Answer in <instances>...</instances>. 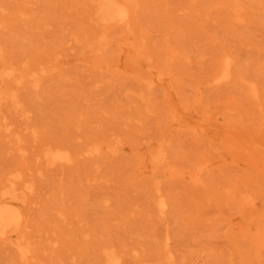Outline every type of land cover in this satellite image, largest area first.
Returning <instances> with one entry per match:
<instances>
[{"label":"rangeland","instance_id":"obj_1","mask_svg":"<svg viewBox=\"0 0 264 264\" xmlns=\"http://www.w3.org/2000/svg\"><path fill=\"white\" fill-rule=\"evenodd\" d=\"M123 1L131 19L104 26L92 0H0V68L19 65L18 108L0 105V190L19 175L12 237L30 246L22 258L1 241L0 264H107L109 250L121 264H264L244 230L264 241V0ZM131 52L150 56L141 74ZM220 53L232 77L210 86ZM51 145L72 161L46 167ZM149 145L166 156L153 171Z\"/></svg>","mask_w":264,"mask_h":264},{"label":"bare ground","instance_id":"obj_2","mask_svg":"<svg viewBox=\"0 0 264 264\" xmlns=\"http://www.w3.org/2000/svg\"><path fill=\"white\" fill-rule=\"evenodd\" d=\"M132 1V0H131ZM34 2V1H33ZM236 2V1H235ZM24 3V2H23ZM26 3V2H25ZM127 3V2H126ZM123 0H92V6L94 7V14H95V17L99 20V23L100 24H103L104 26L105 25H112V24H116L117 25V23H119V24H121V23H125V22H127V20H128V18H130V16H129V8H128V6H127V4H126ZM233 3V2H232ZM131 4V3H130ZM239 4V3H238ZM24 6V5H23ZM237 6H239V5H236V7ZM241 6V5H240ZM27 7V6H26ZM25 7V8H26ZM233 7H235V6H233ZM32 8V7H31ZM238 8V7H237ZM33 9V8H32ZM235 9V8H234ZM25 10V9H24ZM92 10H93V8H92ZM236 10V9H235ZM238 10H239V8H238ZM243 11V10H242ZM242 11H239V12H241V13H243ZM22 12V11H21ZM20 12V13H21ZM26 12V11H25ZM233 12H234V10H233ZM232 12V13H233ZM23 13V12H22ZM131 13V12H130ZM236 13H237V10H236ZM240 13V14H241ZM28 14V13H27ZM26 14V15H27ZM92 14H93V11H92ZM93 14V15H94ZM23 14H21V16H22ZM25 15V14H24ZM244 15V14H243ZM232 16V15H231ZM241 16V15H240ZM24 17V16H23ZM245 17V16H244ZM94 18V17H93ZM233 18V17H232ZM96 19V20H97ZM131 19V18H130ZM242 19V18H241ZM129 21V20H128ZM244 21V20H243ZM1 22V21H0ZM240 22V21H239ZM242 22V21H241ZM130 23L131 22H129V25H130ZM97 24V23H96ZM118 24V25H119ZM6 25V24H5ZM96 27H98V25L96 26ZM103 28V27H102ZM111 28V27H110ZM105 30V29H104ZM108 30V29H107ZM103 31V30H102ZM1 33V32H0ZM98 34V33H97ZM108 34V33H107ZM95 36H97V35H95ZM128 38V37H127ZM95 39V38H94ZM99 39L101 40L99 43H97V48H99V47H101V45L102 44H104V41H102V40H104L105 39V37H99ZM91 42V41H90ZM96 42V41H95ZM121 42V41H120ZM123 42V41H122ZM126 43V42H125ZM106 44H109L108 42L106 43ZM115 44H117V43H115ZM124 44V43H123ZM108 46V45H107ZM124 46H126V45H124ZM121 47V46H120ZM134 47H135V45H134ZM139 47V46H138ZM136 48V47H135ZM140 50V49H139ZM143 50V49H142ZM145 50V49H144ZM3 52V51H2ZM98 52V51H97ZM102 52V51H101ZM145 53V52H144ZM221 54V53H220ZM219 54V57L220 56H223L222 54L220 55ZM224 54V53H223ZM1 55V54H0ZM102 55V54H101ZM144 55V54H143ZM147 55H149L148 53H147ZM151 55V54H150ZM2 57H4L3 55H1ZM0 56V57H1ZM99 56V55H98ZM127 58V60H129L130 61V64H129V66L131 67V72L132 73H134V74H137L138 75V73L139 74H141V72H138V71H140V70H142V69H144V68H149V64H151L152 62H150L149 60H148V58L150 57H148V56H142L139 52H131L130 54H128L127 56H126ZM153 57V56H152ZM151 57V58H152ZM224 57V56H223ZM5 58V57H4ZM130 58V59H129ZM3 59V58H2ZM126 59L124 60L125 62H127L126 61ZM221 59H222V57H221ZM153 60V59H152ZM6 61V60H5ZM28 61V60H27ZM148 61H149V63H148ZM231 61H232V59H231ZM230 61V59L227 57V56H225L222 60H221V62H220V66L218 67V69L207 79V82L209 83V85H210V83L211 84H218V83H220V82H222V81H224V80H226V81H228V79H230L231 77H230V74L232 73L231 71H230V65H231V63H233V62H231ZM13 62V61H12ZM11 62V63H12ZM16 62V61H15ZM26 62V61H25ZM44 62V61H43ZM47 62V61H46ZM2 63H3V61H2ZM30 64V66L33 64H31V62L29 63ZM108 64V63H107ZM106 64V65H107ZM124 64V63H123ZM117 65V64H116ZM17 66H19V65H16V67ZM27 66H29V65H27ZM108 66V65H107ZM232 66V65H231ZM13 64H5V65H2L1 66V68H0V105H2L3 103H5L6 102V104H7V102H8V100L9 101H11V104H7L8 106L9 105H12L13 107H15V108H18V105L19 104H16L17 103V99H16V93L13 91V92H10V93H8V91H6V82H8L10 79H12L13 78V75L15 74V68H16ZM43 67L45 68L46 66L43 64ZM48 67H49V65H48ZM124 67H125V65H124ZM25 68H27V67H25ZM30 68V67H29ZM57 68H58V66H57ZM17 69H18V67H17ZM34 69H36L35 67H34ZM41 69V71H43V69L42 68H40ZM23 70V69H22ZM31 71L30 72H28L27 74H29V75H31V77L33 76V79L34 80H36L35 81V83H34V85H37V83H38V81L40 80V79H38V72H36V71H34V70H32V67H31V69H30ZM120 70V69H119ZM122 70V69H121ZM232 70V69H231ZM124 71V70H123ZM149 71V70H148ZM148 71H147V73H148ZM138 72V73H137ZM47 73V72H46ZM52 73V72H51ZM143 73V72H142ZM145 74V73H144ZM143 74V75H144ZM160 74V73H159ZM17 75V74H16ZM42 75H44V74H42ZM47 75H48V73H47ZM132 75V74H131ZM162 75H164V74H162ZM23 76V75H22ZM46 76V75H45ZM146 76V75H145ZM154 76V75H153ZM133 77V76H132ZM135 77H136V75H135ZM138 77H140V76H137V78L136 79H139ZM150 77H152V76H150ZM15 78V77H14ZM22 78V77H21ZM43 78V77H42ZM141 78H142V76H141ZM145 78V77H144ZM153 78V77H152ZM151 78V79H152ZM158 78L159 79H161L159 76H158ZM164 78V77H163ZM206 78V77H205ZM32 78H29V80H31ZM135 79V78H134ZM27 80H28V78H27ZM141 80V79H140ZM150 79H148V83L146 84L145 83V85H147L145 88H147V90H148V86L149 87H151V85H152V83L154 82V79L153 80H150ZM11 81V80H10ZM14 81V80H13ZM204 81V80H203ZM12 82V81H11ZM11 82L10 83H8L7 85L8 86H10L9 84H11ZM141 82V81H140ZM144 81H142V83H143ZM146 82V81H145ZM17 83V82H16ZM21 83H23V82H21ZM161 83H162V81H161ZM14 84H15V82H14ZM31 84V83H30ZM40 84V83H39ZM201 84H202V82H201ZM17 85V84H16ZM19 85V84H18ZM144 85V84H143ZM208 85V84H207ZM252 85V84H251ZM13 86V85H12ZM210 86H212V85H210ZM253 86V85H252ZM11 87V86H10ZM9 87V88H10ZM21 87H22V85H21ZM153 87H154V85H153ZM13 88V87H12ZM36 89V88H35ZM150 89V88H149ZM10 90V89H9ZM32 90V89H31ZM34 90V89H33ZM37 91H38V89H37ZM252 91V90H251ZM20 92V91H19ZM253 92H255V88L253 87ZM19 97H21L20 95H19ZM197 97V96H196ZM10 103V102H9ZM5 104V105H6ZM22 107V106H21ZM1 108V107H0ZM3 109H4V107H2ZM2 108L0 109L1 111H3L2 110ZM24 108V107H23ZM7 109V108H6ZM11 110L12 111H14L12 108H11ZM6 111V110H5ZM4 111V112H5ZM16 111H19V109H17ZM11 113V112H10ZM9 113V114H10ZM14 113V112H13ZM3 114V113H2ZM17 114V113H16ZM19 114V113H18ZM25 114V113H24ZM17 116V115H16ZM23 117H25V116H23ZM15 118V117H14ZM16 118H18V117H16ZM29 119V118H28ZM18 120H20V119H18ZM21 121V120H20ZM25 121H27V119L25 120ZM22 122V121H21ZM4 122H1L0 121V129H1V127H5V123L3 124ZM7 123V122H6ZM20 123V122H19ZM25 123V122H24ZM26 125H28V124H26ZM9 126V125H8ZM10 126H11V124H10ZM10 126H9V128H10ZM15 126V125H14ZM30 126V125H29ZM16 127V126H15ZM15 127H14V129H15ZM25 127V126H24ZM20 128V130H22L23 129V127L21 128V127H19ZM12 129V128H11ZM11 129H10V131H11ZM17 129V128H16ZM15 129V130H16ZM25 130V129H24ZM35 130V129H34ZM13 131V130H12ZM37 131V130H36ZM6 132V131H5ZM5 132H2V135H4L3 133H5ZM22 132V131H21ZM29 133V132H28ZM9 134V133H8ZM26 134V133H25ZM23 135V134H22ZM31 135V134H30ZM21 136V135H20ZM28 136V135H27ZM2 137V136H1ZM9 137V136H8ZM22 137V136H21ZM23 137H24V135H23ZM114 137V136H113ZM113 139V138H112ZM3 140V139H2ZM39 140V139H38ZM116 140V139H115ZM32 141V140H31ZM42 141V140H41ZM5 142V141H4ZM16 142V141H15ZM30 142V141H29ZM45 142V141H44ZM116 142V141H115ZM12 143V142H11ZM21 143V142H20ZM39 143V142H38ZM114 143V142H113ZM158 143H160V142H158ZM158 143H157V145H158ZM23 144V143H22ZM32 144V143H31ZM82 144H84V143H82ZM99 144V143H98ZM27 145V144H26ZM29 145V144H28ZM65 145V144H64ZM94 145V144H93ZM111 146V145H110ZM17 147V146H16ZM66 147V146H65ZM87 147V146H86ZM112 147H114V145L112 146ZM70 148V147H69ZM84 148V147H83ZM115 148V147H114ZM148 149V152H149V155H148V157H147V159H148V167H149V169L151 170V171H153L157 166H158V164H161L163 161H164V157H166V156H164V152L159 148H157V150L156 149H154V150H152V148H150V145H149V147L147 148ZM40 150V149H39ZM115 150V149H114ZM72 151V150H71ZM99 151V148L97 147V146H94V147H88V148H85V149H83V151L81 150L80 152H81V154H83V153H85V154H88V156L90 155V154H95V153H97ZM24 152V151H23ZM32 152V151H31ZM100 152V151H99ZM10 153V152H9ZM78 153V152H77ZM263 153V152H262ZM30 154V153H29ZM37 154V153H36ZM20 155H21V153H20ZM28 155V154H27ZM39 155V154H38ZM37 155V156H38ZM79 155V154H78ZM99 155H100V153H99ZM74 156V155H73ZM98 156V155H97ZM261 156H263V155H261ZM30 157V156H29ZM33 157H34V155H33ZM36 157V156H35ZM40 157V156H39ZM39 157H37V159L39 158ZM41 157H43L44 158V160L43 161H45V163H46V167L48 166V165H55V164H64V163H68V162H71L72 161V156H71V154L69 153V151L66 149V148H62V147H56V146H47V147H44L43 148V150H42V156ZM42 158V159H43ZM260 158V160H262L261 159V157H259ZM29 159V158H28ZM35 159V158H34ZM40 159V158H39ZM78 159V158H77ZM83 159V158H82ZM86 159H88V157L86 158ZM36 160V159H35ZM34 160V161H35ZM28 162V161H27ZM38 162V161H37ZM165 162V161H164ZM163 162V163H164ZM43 163V162H42ZM41 163V164H42ZM69 164V163H68ZM67 164V165H68ZM201 165V164H200ZM203 165V164H202ZM45 166V165H44ZM45 167V168H46ZM51 167H53V166H51ZM146 167H147V165H146ZM172 167V166H171ZM54 168V167H53ZM168 168H170V167H168ZM199 168V170H201L203 167H198ZM198 168H197V170H198ZM49 169V168H48ZM21 170V169H20ZM19 170V171H20ZM53 170V169H52ZM177 171V170H176ZM21 172H24L23 170L21 171ZM20 172V173H21ZM174 172V171H173ZM199 172V171H198ZM198 172H197V175L195 176V177H193V180L194 181H199L200 179H199V177L198 176H200V175H198ZM15 173V172H14ZM16 173H18L17 172V170H16ZM153 173V172H152ZM173 174V173H172ZM196 174V173H195ZM201 174V173H200ZM12 175V174H11ZM174 175H175V173H174ZM180 175H181V173H180ZM8 176H9V174H8ZM21 177L23 176V175H20ZM20 177V178H21ZM94 177H95V175H94ZM93 177V178H94ZM10 178V177H9ZM18 179H19V175H14L12 178H10L9 179V183L8 184H5V186L0 190V242L2 241H9L10 243H12L14 246H16L17 247V249L18 250H20V254H21V256H22V258H28L29 256H28V252H29V250H30V248H27V247H30V246H28V244H27V246L26 245H24L23 244V242L21 241V238H20V236H17L16 237V239H13V237L12 236H16L17 234H18V231H19V229H20V227L22 226V222H23V220H24V213H23V208H22V205H23V203H24V197L26 196V195H24V196H22V192H24V190L22 191L21 189V191L22 192H20V190H19V187H18ZM22 179V178H21ZM20 179V180H21ZM89 179H91V178H89ZM4 180V179H3ZM88 181V179L86 180V182ZM6 182V181H5ZM24 182V181H23ZM89 182V181H88ZM87 182V183H88ZM27 183V182H26ZM28 184H29V182H28ZM86 184V183H85ZM3 185V184H2ZM30 185V184H29ZM88 185H89V183H88ZM23 186V185H22ZM28 189H29V186H28ZM27 189V190H28ZM232 193V192H231ZM25 194V193H24ZM27 195L29 194V193H26ZM158 197H160V196H158ZM106 199V198H105ZM107 200V199H106ZM105 200V201H106ZM250 201V200H249ZM25 205V204H24ZM157 205H158V207H157V212L160 214V215H162V214H164V212H165V203H164V201L162 200V199H159L158 200V203H157ZM258 208V207H257ZM256 211V209H255V207L253 206V204H251L249 207H248V211L246 212V213H248V217H249V220H252V216H254L255 214L257 215V212H255ZM27 214V213H26ZM161 217V216H160ZM247 221V220H246ZM240 222V221H239ZM247 223V222H246ZM254 223V222H253ZM25 226H26V223H25ZM24 226V227H25ZM22 228V229H25V228ZM241 229V228H240ZM254 229V227H253V224L251 223V221L250 222H248L247 224H246V226H245V228H244V230L246 231V232H252L251 233V237L253 236L254 237V240H256L259 244H260V246H262V244H263V239L261 238V236H260V234H259V232L257 231V230H253ZM25 231V230H24ZM244 231V232H245ZM21 232H23V231H21ZM26 232V231H25ZM243 232V231H242ZM26 234V233H25ZM248 234V233H247ZM250 235V234H249ZM248 235V236H249ZM26 236V235H25ZM252 237V238H253ZM250 238V237H249ZM7 243V242H6ZM27 243H28V241H27ZM257 243V244H258ZM11 246V245H10ZM107 248H108V246H106ZM256 248V247H255ZM104 249V248H103ZM116 248H114V250H115ZM106 250V249H105ZM257 250V249H256ZM259 253V252H258ZM30 254V253H29ZM119 254L121 255V253L119 252ZM260 255H261V252L259 253ZM19 255V254H18ZM20 256V257H21ZM123 256V255H122ZM259 257V256H258ZM262 257V256H261ZM29 259V258H28ZM106 259H107V264H121V262L123 261H121V258H120V256L117 254V252L115 253L114 251H107L106 252ZM257 259V258H256ZM263 260V259H262ZM257 261H260L261 262V259L260 260H258L257 259ZM30 263V262H29Z\"/></svg>","mask_w":264,"mask_h":264}]
</instances>
